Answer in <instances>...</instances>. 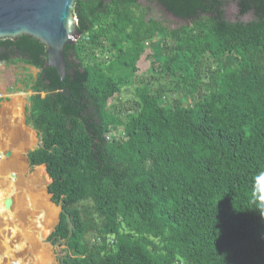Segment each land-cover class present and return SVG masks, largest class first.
Returning <instances> with one entry per match:
<instances>
[{
	"label": "trees",
	"instance_id": "trees-1",
	"mask_svg": "<svg viewBox=\"0 0 264 264\" xmlns=\"http://www.w3.org/2000/svg\"><path fill=\"white\" fill-rule=\"evenodd\" d=\"M146 1L76 0L64 79L40 40L0 39V62L38 69L17 83L40 139L29 167L75 226L61 212L49 236L67 242L59 264H264V0ZM230 1L253 19H228Z\"/></svg>",
	"mask_w": 264,
	"mask_h": 264
},
{
	"label": "rangeland",
	"instance_id": "rangeland-1",
	"mask_svg": "<svg viewBox=\"0 0 264 264\" xmlns=\"http://www.w3.org/2000/svg\"><path fill=\"white\" fill-rule=\"evenodd\" d=\"M140 2L142 4L147 3L146 0H140ZM151 5L153 13L166 18L171 22L172 27L182 25L178 22L175 16L166 12L162 7L154 4ZM226 16L232 21H250L253 19L252 13L241 15L238 4L232 9L226 10ZM149 53L152 54L150 48L147 49L141 60L138 62V72L141 74L147 72L151 67L152 57L148 56ZM5 72L6 74L4 75ZM4 73V76L2 75V81L0 82V89L3 96L1 98L3 104L0 105V126L2 127L0 132V189H7L3 187V185L4 183L8 184L9 180H11L18 192L22 193V185H20L18 181L25 180L26 183H28V188L34 196L39 195V197H42V200H39L38 202L42 204H44V202L49 203L52 207H55L56 214L54 216L53 224L49 227V231H47L44 234V238H41L40 240L37 238L36 234L32 232L28 233V231L33 230L34 228L30 229L31 227H26V230V228H22L23 226L20 224H18L16 228L5 227V233L10 243V254L9 257L1 261L0 264H59L60 256H63L66 253L67 242L61 240V242L59 241L53 244V242L49 240V236L58 222L60 207L51 200V195L48 192V185L51 182L45 169V165L36 166L31 169L27 158L30 150H33L36 145L40 146V139L36 131L30 125H26L25 129H23L24 131H19L20 126H23V121L26 115L25 109L30 103L29 97L33 92L24 83H17V80L24 77H34L38 73V69L24 63L12 65L5 64ZM139 83L140 82H137V85H139ZM133 91V87H125L120 95L111 99L110 104H119L120 102L126 103V101L133 98ZM10 109H12L14 113H11ZM10 115H12L11 118L13 120H15L14 117L17 116L20 120L19 126H16L13 121L10 122ZM19 132L20 140L12 142V138ZM7 147L13 149L10 150L12 151L10 157L7 156L6 151L9 149ZM38 176L40 177L38 178ZM14 178L17 180L15 181ZM27 196L28 194L26 193V199L29 198V196ZM13 199L17 200L15 195H13ZM26 199L24 201L25 203H28V200ZM29 206L31 210L32 207L31 205ZM1 238L0 235V239ZM1 247L2 240H0V249ZM39 254L43 256L42 260L37 258V255Z\"/></svg>",
	"mask_w": 264,
	"mask_h": 264
},
{
	"label": "water",
	"instance_id": "water-1",
	"mask_svg": "<svg viewBox=\"0 0 264 264\" xmlns=\"http://www.w3.org/2000/svg\"><path fill=\"white\" fill-rule=\"evenodd\" d=\"M75 3L76 0H0V39H17L19 36L29 35L40 40L47 47L49 66L55 67L64 79L68 66L66 47L82 37L78 18L73 12ZM236 4L230 1L226 10L232 9ZM177 20L180 24L186 23L178 18ZM38 148L39 145H36L33 150ZM11 154V151L7 152L8 157ZM4 205L10 209L13 198H6ZM58 206L60 213H65L67 217L71 236L75 227L71 216L61 205ZM59 221L60 219L58 223Z\"/></svg>",
	"mask_w": 264,
	"mask_h": 264
},
{
	"label": "bare ground",
	"instance_id": "bare-ground-1",
	"mask_svg": "<svg viewBox=\"0 0 264 264\" xmlns=\"http://www.w3.org/2000/svg\"><path fill=\"white\" fill-rule=\"evenodd\" d=\"M39 177L40 176H38V178ZM18 182L20 183V185H22V193L18 192L17 188L13 185L11 180H9L8 184L4 183L3 185V187L7 189H0V235L2 237L0 239L2 240V247L0 249V262L4 259H7L10 254V243L5 233V227L16 228V226L20 224L23 226L22 228H34L33 230L28 231V233L32 232L36 234L37 238L40 240L41 238H44V234L49 231V227L51 226V224H53L54 216L56 214L55 207H52L49 203L44 201V204L38 202L39 200H42V197H39V195L37 194V196H34V194L28 188V183H26L25 180ZM26 193L29 196L28 199H26ZM13 195L16 196L17 200L13 199L14 202L12 207L10 209H7L4 205V200L9 196L13 198ZM24 198L28 200V203H25ZM29 205H31L32 207L31 210L29 208ZM37 258L42 260L43 256L39 254L37 255Z\"/></svg>",
	"mask_w": 264,
	"mask_h": 264
},
{
	"label": "clouds",
	"instance_id": "clouds-1",
	"mask_svg": "<svg viewBox=\"0 0 264 264\" xmlns=\"http://www.w3.org/2000/svg\"><path fill=\"white\" fill-rule=\"evenodd\" d=\"M252 203L257 205L255 209L264 215V171L254 177Z\"/></svg>",
	"mask_w": 264,
	"mask_h": 264
},
{
	"label": "crops",
	"instance_id": "crops-1",
	"mask_svg": "<svg viewBox=\"0 0 264 264\" xmlns=\"http://www.w3.org/2000/svg\"><path fill=\"white\" fill-rule=\"evenodd\" d=\"M6 74V72L4 73V75ZM3 75V76H4ZM30 98V97H29ZM3 104V101L1 100L0 101V105H2ZM11 110V113L13 112V110L12 109H10ZM14 113V112H13ZM25 113H26V109H25ZM8 116V115H7ZM11 116L12 115H10V118H11ZM14 119L15 120H13L12 118L11 119H9L10 120V122H14V124L16 125V126H19V122H20V120L17 118V116H15L14 117ZM27 125V123H26V116H25V119H24V121H23V126H20V130L19 131H24L23 129H25V126ZM1 129H2V127L0 126V132H1ZM22 135V134H21ZM20 140V132L18 133V134H16L13 138H12V142H16V141H19ZM7 148H9V149H7V151L6 152H8V151H10V150H13L11 147H7ZM12 152V151H11ZM10 157V156H9Z\"/></svg>",
	"mask_w": 264,
	"mask_h": 264
},
{
	"label": "built area",
	"instance_id": "built-area-1",
	"mask_svg": "<svg viewBox=\"0 0 264 264\" xmlns=\"http://www.w3.org/2000/svg\"><path fill=\"white\" fill-rule=\"evenodd\" d=\"M5 62H0V82L2 81V75L4 73V70H5ZM2 91L0 89V101H1V98H2Z\"/></svg>",
	"mask_w": 264,
	"mask_h": 264
}]
</instances>
